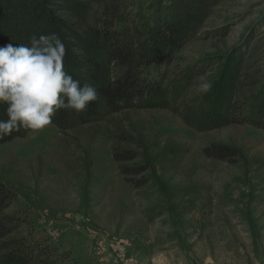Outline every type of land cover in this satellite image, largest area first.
Here are the masks:
<instances>
[{"label": "rangeland", "instance_id": "374dc122", "mask_svg": "<svg viewBox=\"0 0 264 264\" xmlns=\"http://www.w3.org/2000/svg\"><path fill=\"white\" fill-rule=\"evenodd\" d=\"M138 22L173 0H126ZM156 5H155V4ZM264 77V0H219L169 68L206 63L201 84L224 75L234 58ZM156 64L149 78L166 72ZM227 146L232 160L207 148ZM116 152H135L119 163ZM144 165L135 188L120 167ZM149 179V180H148ZM4 213L12 239L54 249L62 264H264V130L231 125L199 132L162 109L103 114L63 130L53 123L0 146Z\"/></svg>", "mask_w": 264, "mask_h": 264}, {"label": "trees", "instance_id": "16d2710c", "mask_svg": "<svg viewBox=\"0 0 264 264\" xmlns=\"http://www.w3.org/2000/svg\"><path fill=\"white\" fill-rule=\"evenodd\" d=\"M126 4V0H0V46L28 44L34 34L55 33L66 46L65 70L81 84L91 82L98 91L99 99L85 111L60 110L53 117L55 126L66 130L73 123H89L103 114L162 109L199 132L231 125L264 130V77L243 69L240 57L208 89L200 83L207 62L181 69L171 81L169 68L178 53L197 38L219 0H173V6H152L153 14L132 23ZM156 64L167 70L149 78L147 71ZM7 107L0 104L2 121L8 120ZM29 131H13L0 140V146ZM205 154L226 161L235 159L237 151L213 146ZM139 158L135 152L115 153L119 163ZM146 168L121 166L120 170L125 182L141 188L145 180L136 176L145 174ZM11 203V191L0 185V264H62L48 245L11 238L17 219L4 215Z\"/></svg>", "mask_w": 264, "mask_h": 264}, {"label": "clouds", "instance_id": "9594fccd", "mask_svg": "<svg viewBox=\"0 0 264 264\" xmlns=\"http://www.w3.org/2000/svg\"><path fill=\"white\" fill-rule=\"evenodd\" d=\"M66 46L55 33L33 35L28 44L0 46V140L21 128L42 131L60 111L83 112L99 99L91 82L81 84L65 70ZM208 89L209 84L201 86Z\"/></svg>", "mask_w": 264, "mask_h": 264}]
</instances>
